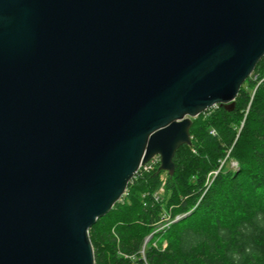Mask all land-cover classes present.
Returning <instances> with one entry per match:
<instances>
[{"label": "water", "instance_id": "water-1", "mask_svg": "<svg viewBox=\"0 0 264 264\" xmlns=\"http://www.w3.org/2000/svg\"><path fill=\"white\" fill-rule=\"evenodd\" d=\"M263 56L264 0H0V264H95L91 226Z\"/></svg>", "mask_w": 264, "mask_h": 264}, {"label": "trees", "instance_id": "trees-1", "mask_svg": "<svg viewBox=\"0 0 264 264\" xmlns=\"http://www.w3.org/2000/svg\"><path fill=\"white\" fill-rule=\"evenodd\" d=\"M190 133L173 175L162 183L156 156L91 226L95 264H264V56L235 108L200 113Z\"/></svg>", "mask_w": 264, "mask_h": 264}, {"label": "rangeland", "instance_id": "rangeland-1", "mask_svg": "<svg viewBox=\"0 0 264 264\" xmlns=\"http://www.w3.org/2000/svg\"><path fill=\"white\" fill-rule=\"evenodd\" d=\"M254 70H255V69H254ZM216 106H217V105H216ZM213 107H215V106H213ZM213 107H211V108H213ZM209 109H210V108H209ZM231 164H232V165H235V162H232ZM158 165H160V164H157V162L154 163V165H153V163H151V166H154V168H155V167L157 168ZM147 168H150V165H148ZM158 168H159V166H158ZM166 173H168V172H167V171H164V173H162V175H161V179L163 180L162 183H164V181H165L166 178H167V174H166ZM160 189H162V191H164V187H163V185L161 186Z\"/></svg>", "mask_w": 264, "mask_h": 264}, {"label": "built area", "instance_id": "built-area-1", "mask_svg": "<svg viewBox=\"0 0 264 264\" xmlns=\"http://www.w3.org/2000/svg\"><path fill=\"white\" fill-rule=\"evenodd\" d=\"M144 168H147L148 164L146 163L145 165H143ZM160 191H162V189H160ZM143 252V251H142Z\"/></svg>", "mask_w": 264, "mask_h": 264}]
</instances>
